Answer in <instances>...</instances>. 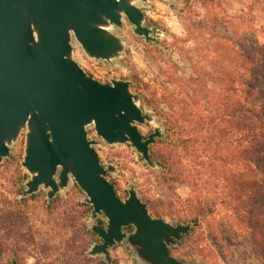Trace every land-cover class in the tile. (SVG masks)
I'll list each match as a JSON object with an SVG mask.
<instances>
[{
    "label": "water",
    "instance_id": "1",
    "mask_svg": "<svg viewBox=\"0 0 264 264\" xmlns=\"http://www.w3.org/2000/svg\"><path fill=\"white\" fill-rule=\"evenodd\" d=\"M147 0H0V164L25 130L22 166L30 178L23 197L47 191L50 201L73 179L92 207L91 219L101 240L88 252L112 264L109 249L126 241L142 264H184L170 251L191 230L153 217L132 186L121 199L89 139L88 128L109 145L130 144L151 168V146L159 128L145 138L138 125L151 122L131 92L132 82L101 83L73 57L77 43L87 57L111 62L124 42L112 33L123 19L146 42H156L157 27L144 26L137 2ZM133 228L130 234L126 230ZM11 264H18L12 260Z\"/></svg>",
    "mask_w": 264,
    "mask_h": 264
},
{
    "label": "rangeland",
    "instance_id": "2",
    "mask_svg": "<svg viewBox=\"0 0 264 264\" xmlns=\"http://www.w3.org/2000/svg\"><path fill=\"white\" fill-rule=\"evenodd\" d=\"M205 2H137L136 6L145 16L144 26L158 28L157 41L147 43L144 37L133 32V25L124 18L123 28L112 30L124 42V51L120 58L111 62L90 59L77 43L73 44L74 59L90 77L101 83L111 80L132 82L131 92L139 95L141 109L152 118L151 122L138 125L145 138L155 128L163 134L156 141L165 138L167 121L164 113L168 112L166 104H170L165 96L175 97L179 85L192 76L193 65L203 64L207 71H213L214 55L210 50L206 51L212 47V42L205 41L209 36L201 35L200 31H194L192 36L189 34V31L193 32V12L206 14ZM246 2L225 0L222 6L228 14L239 15ZM88 132L89 139L99 143L94 149L102 166L106 170L112 169L106 179L115 186L117 195L125 200L133 186L141 198L148 182H154L159 175L152 172L158 167L151 168L145 161H140L141 155L130 144L109 145L97 136L92 126ZM25 136L24 130L11 147L10 158L0 164V264H11L12 260L18 264H107L103 255H88L94 245L102 243L91 228L93 225L105 227L106 219H91L92 207L85 203V194L73 179L50 201L43 188L31 196H22L30 178L22 166ZM189 192L188 187L180 186L174 196L184 199ZM162 219L174 224L169 217ZM221 225L225 226L222 230L230 231L225 222ZM191 226L192 229L194 224ZM194 228L191 237L171 253L178 260L184 258V264H264V248L252 245L246 239L247 234L237 227L231 229L234 234L229 232L220 237L216 234L218 237L213 240L205 223ZM126 231L130 234L134 229ZM225 238L229 240L225 241ZM109 253L112 264H142L126 241L110 248Z\"/></svg>",
    "mask_w": 264,
    "mask_h": 264
},
{
    "label": "trees",
    "instance_id": "3",
    "mask_svg": "<svg viewBox=\"0 0 264 264\" xmlns=\"http://www.w3.org/2000/svg\"><path fill=\"white\" fill-rule=\"evenodd\" d=\"M223 1L206 0V14L193 12L189 34L209 36L213 71L193 65L175 97L165 96L167 133L151 146L159 175L141 198L158 218L205 223L211 240L237 227L264 248V0H247L239 15ZM180 186L190 189L184 199L174 196Z\"/></svg>",
    "mask_w": 264,
    "mask_h": 264
},
{
    "label": "flooded vegetation",
    "instance_id": "4",
    "mask_svg": "<svg viewBox=\"0 0 264 264\" xmlns=\"http://www.w3.org/2000/svg\"><path fill=\"white\" fill-rule=\"evenodd\" d=\"M132 229V228H131ZM102 241L100 240V243H101Z\"/></svg>",
    "mask_w": 264,
    "mask_h": 264
}]
</instances>
